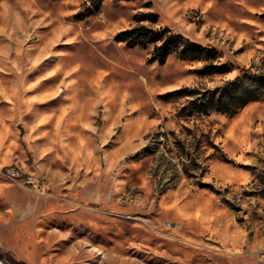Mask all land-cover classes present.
<instances>
[{
    "label": "rangeland",
    "instance_id": "1",
    "mask_svg": "<svg viewBox=\"0 0 264 264\" xmlns=\"http://www.w3.org/2000/svg\"><path fill=\"white\" fill-rule=\"evenodd\" d=\"M94 2L0 0V259H264V0ZM137 25L210 50L152 63Z\"/></svg>",
    "mask_w": 264,
    "mask_h": 264
},
{
    "label": "trees",
    "instance_id": "2",
    "mask_svg": "<svg viewBox=\"0 0 264 264\" xmlns=\"http://www.w3.org/2000/svg\"><path fill=\"white\" fill-rule=\"evenodd\" d=\"M103 0H95V5L98 8ZM115 40L125 42L128 47L146 46L154 44V49L149 57V61L159 64H164L169 56L177 54L182 60H192L201 57L210 48H203L185 38L181 34L174 33L170 28L153 29L147 25H137L129 29L120 31ZM241 76L246 79L259 78L260 75L252 72L248 68L241 69ZM233 86L230 98L232 101L241 100L242 106H245L249 101L258 98V93L248 84H242L240 79L236 80Z\"/></svg>",
    "mask_w": 264,
    "mask_h": 264
},
{
    "label": "crops",
    "instance_id": "3",
    "mask_svg": "<svg viewBox=\"0 0 264 264\" xmlns=\"http://www.w3.org/2000/svg\"><path fill=\"white\" fill-rule=\"evenodd\" d=\"M224 264H264V259L258 254L239 255L236 260H229Z\"/></svg>",
    "mask_w": 264,
    "mask_h": 264
},
{
    "label": "bare ground",
    "instance_id": "4",
    "mask_svg": "<svg viewBox=\"0 0 264 264\" xmlns=\"http://www.w3.org/2000/svg\"><path fill=\"white\" fill-rule=\"evenodd\" d=\"M0 264H5V263L0 259Z\"/></svg>",
    "mask_w": 264,
    "mask_h": 264
}]
</instances>
